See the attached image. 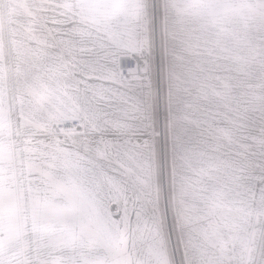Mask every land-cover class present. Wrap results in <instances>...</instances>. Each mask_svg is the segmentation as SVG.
<instances>
[{
    "label": "snow or ice",
    "instance_id": "snow-or-ice-1",
    "mask_svg": "<svg viewBox=\"0 0 264 264\" xmlns=\"http://www.w3.org/2000/svg\"><path fill=\"white\" fill-rule=\"evenodd\" d=\"M35 3L45 40L76 46L71 106L53 125L75 143L60 154L37 139L43 125L5 123L0 40V264H210L203 222L227 206L208 182L223 164L213 140L227 141L247 217L223 261L264 264V107L250 109L234 70L171 22L178 3L213 0Z\"/></svg>",
    "mask_w": 264,
    "mask_h": 264
},
{
    "label": "rangeland",
    "instance_id": "rangeland-1",
    "mask_svg": "<svg viewBox=\"0 0 264 264\" xmlns=\"http://www.w3.org/2000/svg\"><path fill=\"white\" fill-rule=\"evenodd\" d=\"M213 3L215 7L211 10L178 3L177 11L171 16L172 26L184 37L207 41V47L234 70L235 79L228 83L235 94L243 93L250 109L264 107V0H213ZM185 13L189 21L182 19ZM41 18L35 0H0V40L8 67L4 84L5 123H11L14 130L22 118H30L43 125L37 139L46 141L53 150L59 148L60 154H71L73 137L67 133H50V129L60 113L71 106L74 77L64 72L75 56L76 46L45 40ZM44 89L51 93L50 98L41 97ZM219 143L225 147L216 148ZM206 151L211 158L223 161L220 167L210 169L208 181L219 190L218 199L227 205L221 211L246 217L233 203L235 183L227 166L232 163L227 141L213 140ZM4 159L7 160L6 154ZM223 212L218 213L211 226L207 220L203 222L202 243L210 264H225L223 247H228L231 238L236 241L245 227L233 221L225 223L220 219ZM214 232L222 235V240Z\"/></svg>",
    "mask_w": 264,
    "mask_h": 264
},
{
    "label": "built area",
    "instance_id": "built-area-1",
    "mask_svg": "<svg viewBox=\"0 0 264 264\" xmlns=\"http://www.w3.org/2000/svg\"><path fill=\"white\" fill-rule=\"evenodd\" d=\"M56 123V122H55ZM53 123L52 124V127L53 125L55 124ZM54 129H57L59 132L61 133H66L64 129L60 128V127H54ZM226 217L228 218L227 221L230 222V221H233L235 223V225H238L240 227L242 226H245L246 224V217H244V215L240 214V213H234V214H229V215H226ZM225 223L227 222L226 220H223ZM215 223H217L215 221ZM241 230V229H240ZM240 234V233H239ZM231 243L228 245V247H230L235 241L233 238H231Z\"/></svg>",
    "mask_w": 264,
    "mask_h": 264
},
{
    "label": "bare ground",
    "instance_id": "bare-ground-1",
    "mask_svg": "<svg viewBox=\"0 0 264 264\" xmlns=\"http://www.w3.org/2000/svg\"><path fill=\"white\" fill-rule=\"evenodd\" d=\"M183 5H184V4H183ZM185 7H186V6H185ZM185 7H184V8H185ZM182 15H183V18H182V19H185V21H187V20H188V19H187V18H188V13H185V14H182ZM188 21H189V20H188ZM50 128H51V127H50ZM53 128H54V127H52V130H53ZM52 130L50 129V133H54V132H56V133L61 134V132H59L57 129H54L53 131H52ZM62 134H63V133H62ZM221 212H223V211H221V209H220V210L218 211V213L220 214ZM225 213H227V212H226V211L223 212V214H224L223 216H224V217L227 215V214H225ZM229 214L232 215V214H234V212L229 213ZM223 216H221V217H223Z\"/></svg>",
    "mask_w": 264,
    "mask_h": 264
}]
</instances>
